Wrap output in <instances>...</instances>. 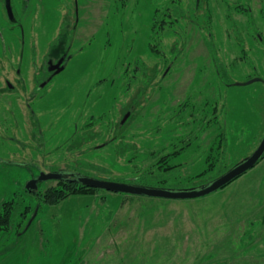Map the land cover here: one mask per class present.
Returning <instances> with one entry per match:
<instances>
[{"label": "rangeland", "instance_id": "374dc122", "mask_svg": "<svg viewBox=\"0 0 264 264\" xmlns=\"http://www.w3.org/2000/svg\"><path fill=\"white\" fill-rule=\"evenodd\" d=\"M20 1L24 2L23 7L27 2L14 0L18 5L15 19L20 18L25 23L28 38L38 41L42 36L41 52L56 38L61 24L66 23L70 29L75 23L74 13H69L68 8L74 10L76 0H30L25 15L19 7ZM78 2L82 25L79 34L84 36L75 42V57L57 79L62 84L59 106L62 107L63 130L71 112L65 105L71 104L72 95H85L92 85L106 77L111 91L102 108H112L111 136L117 135L118 130L123 131L120 136L124 142L131 141L137 147L135 151L120 155L117 146L121 145L117 142L113 141L105 149L96 148L98 140L90 143V161L95 166L89 167V176L128 182L143 175L152 165H155L154 173L161 174L164 170L159 163L160 155L182 145L177 143L178 136L193 140L197 134L201 136L199 140L167 163L179 169V175L170 176L168 186L163 187H198L213 179L201 180L220 176L224 169L231 168L257 149L264 137V82H248L257 78V74L264 79V50L245 43L244 51L236 38L228 35L230 22L218 14V0H202L201 9L205 11L197 10L196 0ZM250 3L254 6L256 25L264 29V12L261 11L264 0H250ZM175 5L181 11L177 15L179 19L172 15ZM183 9L187 12L186 17ZM205 12L207 25L215 39H221V53L227 56L225 60L229 64L223 81L214 79L220 86L209 93L212 99L222 103V123L226 120V126L222 127L220 121V126L212 124L200 132L199 126L178 128L168 124L167 118L163 117L164 127L143 136L149 129L145 121L151 113L142 109L123 128L116 129L113 124L116 126L120 111H124L114 105L118 101L119 87L133 90L146 87L148 82L149 89L168 88L177 79L178 89H182L187 78H192L195 73L200 77L207 75V82L199 81L197 77L191 80L190 86L195 81L202 87L208 86L210 81L216 83L207 73L212 65L211 54L204 43L207 37L198 27L199 23H205ZM238 19L241 25L248 21L246 15H240ZM11 26L3 0H0V29L4 31L5 39L20 42L19 28L12 29ZM182 32L187 41L186 50H193L190 55L193 59H187L179 46L180 58L185 54V61L178 60L163 77L170 49L184 41ZM8 57V52L0 46V72H5ZM203 58L205 64L198 67H201L199 71L196 61ZM145 65L152 75L158 66L157 79L143 80L145 77L138 71ZM210 70L213 73L215 69ZM124 73L125 80L121 79ZM135 74L142 78L136 79ZM79 83L80 87L76 89L75 84ZM48 116L42 119H48ZM19 117V122L9 128L0 127V205L5 200L17 198L22 206L32 203L35 211L20 225L17 223L20 218L17 219L12 230L0 238V264H264V158L227 186L195 198L169 199L98 189L94 193L71 195L57 204H48L26 189L33 177L32 171L39 176L36 167L49 170L59 159L65 167L87 146L74 147V154L69 153L68 134L62 130L58 152L61 158L35 159L32 152L35 140L26 132L22 116ZM48 121H42L47 139L53 134H49ZM55 121L56 118L52 124ZM101 129L98 125L95 132ZM56 144L46 147V151L54 149ZM203 171H206L205 177H196ZM57 184V179L48 180L40 189L45 192Z\"/></svg>", "mask_w": 264, "mask_h": 264}, {"label": "flooded vegetation", "instance_id": "af4514ba", "mask_svg": "<svg viewBox=\"0 0 264 264\" xmlns=\"http://www.w3.org/2000/svg\"><path fill=\"white\" fill-rule=\"evenodd\" d=\"M3 3L9 20L13 25L11 28L14 29L17 26L21 32V41L18 42L16 39H5L4 31L0 29V46L3 51H7L9 54L8 65L5 67L6 70L5 72H0V127L9 128V126L18 123L20 120L19 116L21 115L22 122L25 124L26 132H28V135L35 140L34 149L32 151L35 157L33 158L46 160L52 158V160H57L58 156H60V158L62 156L58 155V152L61 147L60 139L62 138L63 130L60 121L62 116L60 111L62 107L59 106V104H61L59 101L62 93V91H60L62 84L57 82V79L58 76L67 69L68 64L75 57L76 48L73 51L75 42L82 39L84 36L83 34H79L80 28H82V25H80L81 9L79 7V2L78 0L75 1L74 10L68 8L70 11L69 13H74L75 16L73 27L69 29V26H67L66 23L61 24V29L57 31L56 38L50 42L47 48L44 47L43 52H41V34L39 35L41 36V39L38 41L28 38L25 23L21 21L20 18H16V21L15 16L18 15L16 13L18 12V5L14 0H9L13 12L12 18L8 12V1L3 0ZM23 3V1H20L19 7L23 10L22 14L25 15L30 7V0H27L24 7ZM201 5L202 0H196L197 10L205 11V9H201ZM218 5V14L220 16L224 15L230 22L231 30L228 31V35L230 36L232 34L244 48V51L245 43H247L249 47L258 45L257 47H259V49L264 50V29H260L254 21V6L250 3V0H218ZM177 8L178 6L175 5L172 14L173 17L181 13ZM261 11L262 13L264 12V6L261 7ZM186 13V10L183 9V15L185 17L187 16ZM240 15L243 17L244 15L247 16L248 21L246 25H241L239 23L238 17ZM206 16L207 13L205 12L203 17L205 23H199L198 27L203 30V33L205 34L204 36L207 37L204 39V43L211 54L210 62L212 65L209 67L210 69H215L213 73L210 69L206 72L209 73L208 75H211L212 80L217 79L221 83L229 64H227L225 60L227 56H223L221 53V51H223V43L221 39H215L211 32V27L207 25ZM177 18L179 19L178 16ZM242 26H245L244 29ZM38 29L39 32L43 31L41 30V26ZM182 34L184 36V41L175 44L173 49H170L169 54L167 55L169 63L167 64L163 77L174 68L178 60H181L182 58L185 61V54L187 55L186 58L190 59V61L193 59V57L190 56L193 53V50H186L187 41L185 40V34L183 32ZM186 35L188 38L190 37L189 30ZM218 36L220 38L219 34ZM86 41L88 42L89 39ZM179 46L183 48V52L185 53L181 58L180 54H182V51L179 49ZM204 59L205 58L196 61L197 70L201 71V67H198L205 64L203 61ZM190 65L189 69L191 68ZM24 67H26L25 70ZM156 67L157 68L153 71V75L148 73L147 66L143 67L142 70L139 69L138 72H142L141 75L145 77L143 80L150 77L151 79H157L159 76V69L158 66ZM203 69H206V67ZM212 75L214 77H212ZM125 76L124 73V76L121 79L124 78L125 80ZM135 76L136 79L142 78L141 76H138V74H135ZM197 77L199 81L201 79L205 81L208 79L207 75L203 74L202 77H200L195 73L192 78H187V82L185 81L186 83H184L182 89H178L177 79L173 80V83H171L172 86L168 88L156 86L149 89L147 87L149 85L147 81H145L147 82L146 87L140 86L133 90L127 87H119L118 101L114 105H118V107L124 111H120L116 126L115 123L113 126L116 127V129L117 127L124 126L131 118H133V116L136 115L137 112L142 111V109H146L151 113H147L149 116L148 120L145 121L147 122L146 125H149V129L144 132L140 131L144 133L143 136L153 133L154 129L158 130L161 127H164L166 124L162 121L163 117L167 118V121L169 122L168 124L175 125L178 128L182 127L184 129H189L191 126H199L200 132L212 124H218L220 121L222 127L226 126V120L223 121L225 124L222 123V103L220 102L219 104L216 99H212V97L209 96L211 91H215L216 87L220 86L219 82L214 80L216 83L212 84L210 81L208 86L202 87V85L199 86V83L195 81L193 82L194 85L190 86L191 80H194ZM255 77L260 78L258 81L264 82L261 75L257 74ZM108 80L109 79L106 77H102L96 84L92 85L85 95H72L71 104L65 105L67 109L71 108V112L68 115L69 119H66V128L63 130L64 133L68 134L66 143L71 145L69 153L74 154V147H80L82 145V148L86 145L87 147L84 149V152L79 153L80 156L78 155L75 160H72L71 163L65 167L61 165L62 159L53 162L54 164L50 165L49 170L40 166L36 167V170H34L38 171L39 175L42 172H62L64 174V180L70 183L76 182L73 179L77 174L89 176V167L91 165L95 166V163L90 161L91 157L89 154L91 153L90 151L92 147L89 146V144L96 140L99 141V144L96 146L97 149H105L106 147H109L113 141L117 142L121 145L120 147L117 146L120 155H124L126 151L130 153L131 151L137 150V147H134L131 141L124 142V138L120 136L123 131L118 130L117 135L115 134L111 136L110 124H112V108H102L104 101L110 96L111 90L107 87L109 83ZM140 83L142 84V80ZM79 87L80 83L78 85L75 84L76 89ZM206 93L208 96H206ZM114 105L112 107H115ZM122 113L123 115L121 116ZM44 114L49 115V121L47 118L42 119L43 116L46 117ZM54 118H56V121L52 124ZM43 120L48 121V129H50L49 134L53 133L51 136L49 135L48 139L45 130H43L42 127ZM220 124L218 125L220 126ZM98 125H100L102 129L95 132V128ZM51 130H54V132ZM200 138L201 136L197 134L193 140L188 136H178L179 140L177 143L182 145L171 149V151L162 153L159 160H166L169 163L170 159L179 156L182 152L185 153L190 145ZM118 139L121 140L118 141ZM48 140L50 141L48 142ZM54 142L57 143L55 148L46 151V147L50 148ZM128 145L132 146L129 148ZM28 155L31 157L30 153ZM52 155L54 156L51 157ZM160 164L162 165L164 163ZM32 175V178L38 177L34 171H32ZM44 182L46 181L39 182L38 189L41 188V185ZM27 191L33 193L32 191Z\"/></svg>", "mask_w": 264, "mask_h": 264}, {"label": "water", "instance_id": "95a60500", "mask_svg": "<svg viewBox=\"0 0 264 264\" xmlns=\"http://www.w3.org/2000/svg\"><path fill=\"white\" fill-rule=\"evenodd\" d=\"M8 1V12L12 18L13 12ZM260 78H254L248 83L258 81ZM264 158V137L257 147V149L249 156L243 158L236 164H234L229 170L221 174L220 176L214 178L212 181L191 188H164V187H155L140 185L133 182H119L113 181L106 177H93V176H79L74 179L76 182H79L87 187L104 189L111 192H121L127 194H143L152 197H161L169 199H184V198H195L199 196H204L210 194L214 191H217L234 180L241 177L244 173L254 168L262 159ZM64 174L62 172H42L38 177L32 178L27 184L26 189L29 191H36L39 188V182L62 179ZM134 180V179H133Z\"/></svg>", "mask_w": 264, "mask_h": 264}, {"label": "trees", "instance_id": "16d2710c", "mask_svg": "<svg viewBox=\"0 0 264 264\" xmlns=\"http://www.w3.org/2000/svg\"><path fill=\"white\" fill-rule=\"evenodd\" d=\"M164 163L163 166V173L161 174H155L154 167L155 165H152L147 168V170L143 173V175H139L136 179H129L128 182H133L136 184H143V185H149V186H155V187H163L168 186L167 183H169V177L175 175H179V170H176V167H170L167 166V161L165 160H159V163ZM239 162V161H238ZM236 164V163H235ZM159 166L158 168H160ZM157 169V167H156ZM224 169V168H223ZM229 168H226L223 170V172H226L229 170ZM206 171H203L197 176L205 177ZM79 176H83L81 174H77L74 176V179L78 178ZM218 175H214L211 177H207L201 182L204 181H210ZM73 179V180H74ZM200 182V183H201ZM98 189L96 188H90L87 187L79 182H66V180L59 179L57 186L48 188L45 192H42L41 189H38L36 191H33L34 194L38 196L39 199L42 200V202H46L48 204H57L58 202L68 198L71 195H80V194H89L94 193ZM35 211L34 206L32 203H28L25 206L20 205V202L17 198H13L11 200H5L0 205V238L7 232L12 230L15 221L18 220V224L20 225L24 219H26L30 214H33Z\"/></svg>", "mask_w": 264, "mask_h": 264}]
</instances>
